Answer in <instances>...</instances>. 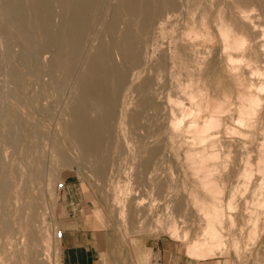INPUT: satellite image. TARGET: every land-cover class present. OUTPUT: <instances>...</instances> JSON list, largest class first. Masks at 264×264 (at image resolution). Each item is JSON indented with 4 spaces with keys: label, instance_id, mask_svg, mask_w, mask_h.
I'll use <instances>...</instances> for the list:
<instances>
[{
    "label": "bare ground",
    "instance_id": "bare-ground-1",
    "mask_svg": "<svg viewBox=\"0 0 264 264\" xmlns=\"http://www.w3.org/2000/svg\"><path fill=\"white\" fill-rule=\"evenodd\" d=\"M187 1L0 0V70L3 69L5 76L10 80L7 83H11L8 94L4 91L0 95V134L8 145L13 146L16 156L14 158L21 159L26 166V171L21 175L14 164L5 163L4 158H0V233L10 236L11 220L16 217L27 239L23 249L17 252L18 258L28 259L33 264H43L46 252L40 247L43 240H38V231L33 225L37 216L35 201L26 204L25 218L20 212L25 202L19 204L20 199L28 193V184L41 173L43 152L39 141L44 132L36 117L21 115L20 104L26 101L34 111L48 115L53 106L64 103L63 110L61 109L63 113L58 117L56 126L61 128L63 140L72 143L79 152V162L88 164L90 170L99 177L107 172H119L118 167L113 163L108 166L107 161L113 151H120V154L124 149L125 143H119L118 139L119 131L123 135L124 125L127 124L138 132L136 146L141 156L139 171L145 175H156L164 158L163 148H172L184 114L190 110V107L182 106L180 96L200 107L203 102V99L198 100L203 97V88L182 87L176 79V74L190 71L191 74L197 75L200 81H204L207 72L201 70L209 63L203 61L199 55L200 51H191L180 58L181 55H176L174 51L167 56L159 45L160 38L167 31V23ZM257 2L264 11V0ZM249 3H253L252 0H234L233 7L239 9L238 14L236 13L235 17L220 15L215 20L218 33L228 47H240L244 42V38L233 33L231 26L237 28L243 24L242 12L245 10L241 7ZM204 35L202 28L194 30V38L201 39ZM14 44L20 45L19 52L13 50ZM169 57V60H172L171 65L167 61ZM176 61L182 63L184 70L173 69ZM19 65L23 71L19 69ZM162 70L167 71V77L159 83L157 75ZM25 75L30 84L27 96L24 92L27 85ZM0 79L3 81V78ZM0 83L5 84L1 81ZM135 94L137 98L133 103L131 98ZM5 95H9L13 101L5 103ZM131 103L134 106L130 109ZM180 105L182 107L179 109ZM53 122L54 119L51 123ZM191 123L196 128L194 139L199 144L187 149L185 155L191 161L190 167L193 168L194 174L198 175L199 171L203 170L199 185L210 191L209 196L195 200L206 207L207 215L202 235L205 234L204 245L208 247L223 241L220 238V226L218 227L223 210L221 197L218 196L220 186L216 187V179L209 176L212 169L204 162L207 157L218 156L219 143L216 139L219 141V138L215 139L213 133L222 126V122L219 117L209 113L201 125L196 121ZM226 129L234 130V127L226 125ZM1 143L3 145V142ZM51 147L55 158L63 163L69 161L63 143L58 138L51 137ZM239 158L241 159V156ZM225 162L220 165L225 167ZM243 162L245 164L243 163L244 167L239 171V177H247L252 172L249 161ZM256 168L258 171L264 170V163ZM18 175L22 177L21 187H18V183L15 185ZM263 176L261 175L264 184ZM251 177L252 173L249 180ZM260 181L261 179L257 182ZM128 183L126 180L125 184ZM151 184L159 191L170 187L165 180L155 179ZM122 187L124 188V184ZM235 187L234 184L233 188ZM261 189L258 188L260 195ZM124 191L123 195H126V191L129 195L128 188ZM111 196L113 202H120L118 195ZM231 196L233 197V194ZM259 198L258 203H264L263 199L259 202ZM154 200H151L152 203ZM227 200L230 201L231 198ZM123 202L122 206H125ZM182 204V199L177 200L178 208ZM118 214L120 217L123 215ZM212 246L214 247V244ZM208 249L211 250L212 247Z\"/></svg>",
    "mask_w": 264,
    "mask_h": 264
},
{
    "label": "rangeland",
    "instance_id": "rangeland-1",
    "mask_svg": "<svg viewBox=\"0 0 264 264\" xmlns=\"http://www.w3.org/2000/svg\"><path fill=\"white\" fill-rule=\"evenodd\" d=\"M252 2L241 7L245 10L242 12L243 24L237 28L231 26L236 36L244 38L240 47H228L215 26L218 16L235 17L236 13L238 14L239 9L233 7L234 0H188L167 23V31L159 41L160 47L167 56L174 51L182 58L191 51L199 50L200 57L209 64L201 70L207 72L204 81H200L197 75L191 74L190 71H188L190 74L188 72L176 74L180 86L203 88V97L198 99H203V102L200 107L180 96L182 106H188L190 110L184 114L172 148L168 146L163 148L164 158L156 175H145L139 171L141 156L136 146L138 132L127 124L124 125L123 135L119 131L118 139L119 143L123 145L125 143L126 146H123L124 149L120 154V151H113L107 161L108 166L113 163L118 167L119 172H107L99 177L90 170L88 164L79 162V154H77L79 152L72 143L63 140L61 128L59 125L56 126L58 117L63 113L61 109L63 110L64 103L53 106L48 115L34 111L26 101L20 104L21 115L36 117L44 132L39 141L43 152L40 163L41 173L28 184V193L19 201V204L25 202L23 209L20 210L23 218L27 217L26 204L31 201L36 203L37 216L33 225L38 231V240H43L40 247L46 251L43 264H60V238L56 237V232L62 229L67 218L66 205L62 199V191L66 183L79 184L89 193L92 199L89 209L111 234L114 250L120 252L129 264H264V203H258V196H260L259 202L262 199L264 202V184L261 177L264 175V170H256L257 165L264 163V61H262L264 11L257 0ZM225 22L228 23L226 20ZM197 28L204 30L205 35L201 39L193 36ZM20 48L18 44L13 46L15 52H19ZM169 59L170 57L167 61L171 65L172 60ZM181 65V62L176 61L173 69L184 70ZM19 69L24 70L20 65ZM0 72V78H3V81L2 79L0 81L7 84L0 83V95L4 91L8 94L11 83L7 81L10 80L5 76L3 69ZM166 77L167 71L162 70L159 71L157 80L162 83ZM25 82L27 85L24 92L27 96L30 91L27 75ZM4 98L5 103L13 101L9 95H5ZM136 98V94L132 96L133 103ZM133 103L130 104V109L133 108ZM182 106L180 105L179 109ZM209 113L219 117L222 122V126L213 133L214 138H219V141L215 138L219 143L218 156L207 157L204 160L208 168L212 169L209 176L216 179L217 188L220 186L218 193L221 196L217 194L221 197L223 209L221 223L218 224V227H221V229L219 227L220 238L223 241L213 243L214 247L210 244L208 247H212L211 250L204 245L205 234L202 235L207 215L206 207L201 206L200 201H195L198 197L209 196L210 191L199 185L203 170H200L198 175L194 174L193 168L190 167L191 161L185 155L187 149L199 144L194 139L196 128L191 122L196 121L201 125ZM53 119L54 122L51 123ZM226 125L233 126L234 130L229 131ZM1 132L2 128H0ZM53 136L63 143L69 157L68 162L63 163L55 158L51 147ZM0 138V142H3V145L0 144L1 160L4 158L5 163L14 164L22 175L26 171L24 162L14 158L16 156L13 146L8 145L2 134ZM243 160H248V165L252 168V172L247 177L242 176L246 179L239 177L241 176L239 171L245 164ZM221 162H225L224 166L227 164V167H222ZM218 171L219 175H217ZM251 173L252 177L249 180ZM155 179L165 180L170 187L159 191L154 184H151ZM259 179L263 185L257 182ZM126 180L128 184H125ZM110 181L111 183H108ZM17 183L18 187H21L20 175L16 179V186ZM59 183H63L62 188L58 187ZM233 183L237 188H233ZM255 185L259 186L255 189ZM260 187L263 195L258 191ZM126 188L130 190L129 195H127L128 191L123 195ZM111 194L118 195L120 202H113ZM228 198L231 200H227ZM152 199H155L156 203L154 201L152 203ZM179 199H182L183 203L180 208L176 206ZM121 201L125 202H123L125 206H122ZM155 204L157 205L153 206ZM248 210L252 211L251 215ZM117 212L123 214L122 217ZM145 218L147 220H144ZM11 225L10 236L0 233V262H2L0 264L5 262L33 264L28 259L18 258L17 252L23 249L27 239L16 217L11 220ZM203 247L205 250L207 248V253L204 252Z\"/></svg>",
    "mask_w": 264,
    "mask_h": 264
},
{
    "label": "crops",
    "instance_id": "crops-1",
    "mask_svg": "<svg viewBox=\"0 0 264 264\" xmlns=\"http://www.w3.org/2000/svg\"><path fill=\"white\" fill-rule=\"evenodd\" d=\"M67 218L60 237V264H129L113 248V239L89 207L92 199L79 184L66 183L62 191Z\"/></svg>",
    "mask_w": 264,
    "mask_h": 264
},
{
    "label": "built area",
    "instance_id": "built-area-1",
    "mask_svg": "<svg viewBox=\"0 0 264 264\" xmlns=\"http://www.w3.org/2000/svg\"><path fill=\"white\" fill-rule=\"evenodd\" d=\"M58 187H59V188H62V187H63V183H59V184H58ZM61 234H62V230H58V231L56 232V237L60 238V237H61Z\"/></svg>",
    "mask_w": 264,
    "mask_h": 264
}]
</instances>
